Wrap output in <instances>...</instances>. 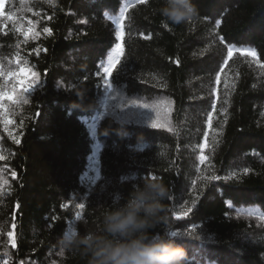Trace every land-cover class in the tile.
I'll return each mask as SVG.
<instances>
[{
    "label": "trees",
    "instance_id": "1",
    "mask_svg": "<svg viewBox=\"0 0 264 264\" xmlns=\"http://www.w3.org/2000/svg\"><path fill=\"white\" fill-rule=\"evenodd\" d=\"M4 3L0 89L24 102L0 100V264H86L59 237L148 175L188 264H264V0H192L180 25L161 0Z\"/></svg>",
    "mask_w": 264,
    "mask_h": 264
},
{
    "label": "clouds",
    "instance_id": "2",
    "mask_svg": "<svg viewBox=\"0 0 264 264\" xmlns=\"http://www.w3.org/2000/svg\"><path fill=\"white\" fill-rule=\"evenodd\" d=\"M196 11L192 0H161L158 9L163 21L173 25L187 22ZM167 195V186L148 175L123 203L114 200L105 207L96 227L62 234L60 252L78 254L86 264H188L174 230L160 227ZM158 226L159 233L154 231Z\"/></svg>",
    "mask_w": 264,
    "mask_h": 264
},
{
    "label": "snow or ice",
    "instance_id": "3",
    "mask_svg": "<svg viewBox=\"0 0 264 264\" xmlns=\"http://www.w3.org/2000/svg\"><path fill=\"white\" fill-rule=\"evenodd\" d=\"M139 2L143 3V2H146V0H139ZM128 7H129V5H126L124 7V9H122V11H121V19L123 18V13L125 11H127ZM4 8H5L4 0H0V14L3 13ZM9 19H11V17H9ZM115 23L117 25L116 38H117V40H120L122 35H123L122 29L120 27V20L115 21ZM45 31H49V30L45 29ZM49 34H51V33L49 32ZM114 51H115V54H116L115 59L110 60L109 61V66L104 68V72L106 74H109V75L112 73V69L115 68L116 63L119 60V56L122 54V46H121L120 43H116ZM233 51H234V49L232 47H229L228 50H227V56L231 57L232 54H233ZM241 51H247L249 55H251L253 57L256 56V52L251 50V49H241ZM226 63H227V59L225 60V64ZM3 74L4 73L2 71H0V75H3ZM10 75H14V74H10ZM20 83L23 84V81H20ZM217 83H219V75H217ZM34 84H38V81H36L35 77H34V79L32 81H29L28 85H26L22 89V91L30 90L31 87ZM13 91H15V88H13ZM5 98H7L10 101L15 100V102H24L22 100V97L19 94H17L15 98L12 95H7L6 96L4 91L2 89H0V100H3ZM214 108H215V105H213V109ZM210 120H211V116H209V121ZM0 158H2V157H0ZM203 159H204V157L201 156V160H203ZM13 175H15V174H13ZM78 207L79 208H84L85 206L83 204H79ZM77 219H79V215H77ZM9 235H11V233H9ZM173 235H176V233L174 232Z\"/></svg>",
    "mask_w": 264,
    "mask_h": 264
},
{
    "label": "rangeland",
    "instance_id": "4",
    "mask_svg": "<svg viewBox=\"0 0 264 264\" xmlns=\"http://www.w3.org/2000/svg\"><path fill=\"white\" fill-rule=\"evenodd\" d=\"M25 29H27V31L29 33H36V31H34V26L32 23L28 24V22H27ZM34 77L37 81V75L33 70H31L27 67H22L21 70L19 71L18 75H17L19 88L23 89L26 85H28L29 81H32L34 79ZM20 81H23V84H21ZM35 85L36 84H34L30 90H26V91H31L35 87ZM154 120H157V119H154Z\"/></svg>",
    "mask_w": 264,
    "mask_h": 264
}]
</instances>
